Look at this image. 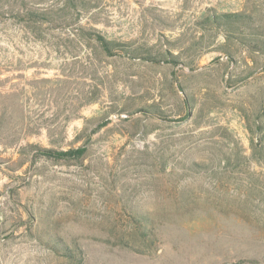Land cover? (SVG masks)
Here are the masks:
<instances>
[{
  "label": "rangeland",
  "instance_id": "rangeland-1",
  "mask_svg": "<svg viewBox=\"0 0 264 264\" xmlns=\"http://www.w3.org/2000/svg\"><path fill=\"white\" fill-rule=\"evenodd\" d=\"M0 264H264V0H0Z\"/></svg>",
  "mask_w": 264,
  "mask_h": 264
},
{
  "label": "trees",
  "instance_id": "trees-1",
  "mask_svg": "<svg viewBox=\"0 0 264 264\" xmlns=\"http://www.w3.org/2000/svg\"><path fill=\"white\" fill-rule=\"evenodd\" d=\"M33 13H31L28 17L29 20H33ZM250 16L242 14V13H224L220 15L212 14L205 19L206 25H210L211 27L217 28L219 30L225 29L227 33L232 35L235 28H237V24L241 22L242 24L248 25V21ZM91 34V33H90ZM94 42L97 44L99 51L105 55L106 57H116V56H125L129 59H140L145 61H155L159 58H163L162 56L155 55L151 53L149 48L144 46L135 45L132 42H124V41H116V40H108L100 33L94 32L90 35ZM173 58V57H172ZM173 64H178L177 57L172 59ZM183 105L190 109V105L186 97H184ZM150 113H159L160 109L155 106H150L146 109ZM33 153L31 160L36 157H42L53 162L60 161H70L76 160L79 161L83 158L85 149L83 147L78 148H70L66 150H56L52 148H41L36 145L32 147ZM143 228V229H142ZM139 232L141 235H145L144 227L142 226ZM145 240H149V237H145ZM65 250L66 258L69 259H78L79 263H82V256L80 254L71 253L70 249L63 248Z\"/></svg>",
  "mask_w": 264,
  "mask_h": 264
}]
</instances>
